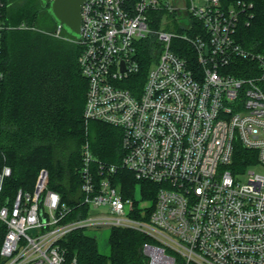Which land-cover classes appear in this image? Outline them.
Returning a JSON list of instances; mask_svg holds the SVG:
<instances>
[{
  "label": "built area",
  "instance_id": "2783aa9c",
  "mask_svg": "<svg viewBox=\"0 0 264 264\" xmlns=\"http://www.w3.org/2000/svg\"><path fill=\"white\" fill-rule=\"evenodd\" d=\"M2 8L0 0V54ZM252 10L243 1L86 0L75 39L84 118L121 129L123 156L108 163L83 145L79 205L88 214L71 221L74 208L48 187L46 169L32 191L8 195L12 169L1 166L3 264H65L66 235L104 226L148 237L144 264H264V174L232 170L238 145L264 168V53L237 40ZM149 39L154 58L140 87ZM3 79L0 69V88ZM120 171L154 184L153 198H136L135 187L126 196Z\"/></svg>",
  "mask_w": 264,
  "mask_h": 264
},
{
  "label": "trees",
  "instance_id": "16d2710c",
  "mask_svg": "<svg viewBox=\"0 0 264 264\" xmlns=\"http://www.w3.org/2000/svg\"><path fill=\"white\" fill-rule=\"evenodd\" d=\"M3 2L0 69L4 79L0 88V167L8 165L12 176L5 184V194L19 189L32 191L42 169L49 172L48 187L63 203L73 207L68 221L87 216L82 201L80 169L81 149L88 143L93 154L108 163H119L123 156L121 129L100 121H86L84 108L88 82L79 65L81 47L76 37L55 36L58 25L44 28L41 17L46 8L39 0H1ZM243 1L253 5L250 25L241 22L237 40L247 50L264 53V0H223L229 4ZM163 12L152 18L158 21ZM171 18L174 15L170 16ZM24 25V27H22ZM159 28L158 23L153 25ZM155 40H146L139 51L142 64L140 87L152 64ZM251 152L238 145L233 172H242L255 163ZM255 157V156H254ZM123 193L131 195L141 184L143 198H153L156 186L138 182L129 171L117 174ZM146 188L152 190L146 195ZM6 227L0 223V249ZM150 241L142 233L111 228L110 253L100 252L98 241L77 229L65 236L60 245L66 251L65 264H144L142 245ZM4 260L0 255V264Z\"/></svg>",
  "mask_w": 264,
  "mask_h": 264
},
{
  "label": "water",
  "instance_id": "95a60500",
  "mask_svg": "<svg viewBox=\"0 0 264 264\" xmlns=\"http://www.w3.org/2000/svg\"><path fill=\"white\" fill-rule=\"evenodd\" d=\"M39 1L43 7H48L51 18L59 28H66L70 32V35L79 38L81 26V11L86 0Z\"/></svg>",
  "mask_w": 264,
  "mask_h": 264
},
{
  "label": "rangeland",
  "instance_id": "374dc122",
  "mask_svg": "<svg viewBox=\"0 0 264 264\" xmlns=\"http://www.w3.org/2000/svg\"><path fill=\"white\" fill-rule=\"evenodd\" d=\"M53 23H55L53 21V19L51 18L50 14H49V10L48 8H46V11H44V13L42 14L41 17V24L42 26L46 29H51V26L53 25ZM70 34V32L66 29L63 28L62 31L59 30V28H57L56 32L53 33L55 36L57 37H61L63 38V34ZM252 170L257 171L259 173H263L264 174V168L262 167H252ZM137 189V191H136ZM142 186L141 184H137L135 186V197L136 198H141L142 197ZM110 232H111V228L108 226H104L101 228H89L86 229V233L95 237L98 241V246H99V250L102 254L104 255H108L110 253V245H109V236H110ZM29 234H31V231H28Z\"/></svg>",
  "mask_w": 264,
  "mask_h": 264
}]
</instances>
